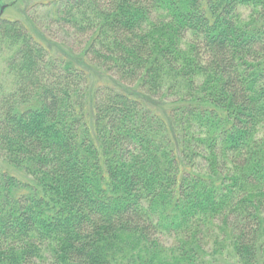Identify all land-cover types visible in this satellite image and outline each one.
<instances>
[{
    "label": "trees",
    "instance_id": "1",
    "mask_svg": "<svg viewBox=\"0 0 264 264\" xmlns=\"http://www.w3.org/2000/svg\"><path fill=\"white\" fill-rule=\"evenodd\" d=\"M7 5L0 264H264V0Z\"/></svg>",
    "mask_w": 264,
    "mask_h": 264
},
{
    "label": "rangeland",
    "instance_id": "2",
    "mask_svg": "<svg viewBox=\"0 0 264 264\" xmlns=\"http://www.w3.org/2000/svg\"><path fill=\"white\" fill-rule=\"evenodd\" d=\"M46 1H49V0H0V7L3 5V4H10V6H8L5 11L3 12L2 16L4 18H7V19H11V20H15V19H19V20H23L25 18V14H26V11L27 9L33 5V4H36V3H42V2H46ZM12 2H15L14 5H12ZM44 8H40L39 10L42 12ZM99 73H93L92 74V78H91V81H90V86H89V89H94L95 85L97 82L99 81H102V80H105L104 79H101ZM109 81V79H108ZM0 84H3V85H6V86H10V82H9V79L6 78V76L4 75V72H3V67L2 65H0Z\"/></svg>",
    "mask_w": 264,
    "mask_h": 264
}]
</instances>
